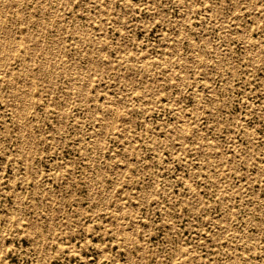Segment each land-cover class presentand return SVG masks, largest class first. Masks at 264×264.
I'll use <instances>...</instances> for the list:
<instances>
[{
	"label": "rangeland",
	"instance_id": "374dc122",
	"mask_svg": "<svg viewBox=\"0 0 264 264\" xmlns=\"http://www.w3.org/2000/svg\"><path fill=\"white\" fill-rule=\"evenodd\" d=\"M0 23V264H264V0Z\"/></svg>",
	"mask_w": 264,
	"mask_h": 264
},
{
	"label": "bare ground",
	"instance_id": "6f19581e",
	"mask_svg": "<svg viewBox=\"0 0 264 264\" xmlns=\"http://www.w3.org/2000/svg\"><path fill=\"white\" fill-rule=\"evenodd\" d=\"M6 1H7V0H6ZM38 1H39V0H38ZM55 1H56V0H55ZM40 3H41V2H40ZM250 3H251V1H250ZM20 4H21V2H20ZM15 7H16V6H15ZM40 7H41V6H40ZM41 8H42V7H41ZM5 9H6V8H5ZM44 9H45V8H44ZM6 10H7V9H6ZM29 10H30V9H29ZM3 11H4V10H3ZM108 11H109V10H108ZM15 12H16V10H15ZM41 12H42V11H41ZM46 12H47V11H46ZM46 12H45V13H46ZM48 12H49V11H48ZM5 13H6V12H5ZM5 13H4V14H5ZM56 13H57V12H56ZM4 14H3V15H4ZM4 16H5V15H4ZM52 16H53V15H52ZM1 18H2V17H1ZM7 20H8V19H7ZM33 20H34V19H33ZM53 21H54V20H53ZM45 22H46V21H45ZM50 22H51V20H50ZM180 23H181V22H180ZM260 23H261V22H260ZM0 24H2V23H0ZM50 24H51V23H50ZM41 25H42V24H41ZM1 26H2V25H1ZM0 31H1V30H0ZM51 34H52V33H51ZM53 34H54V33H53ZM82 36H83V35H82ZM11 37H12V35H11ZM4 39H5V38H4ZM10 39H11V38H10ZM84 39H85V38H84ZM12 40H13V39H12ZM28 40H29V39H28ZM3 41H4V40H3ZM57 41H58V40H57ZM4 42H5V41H4ZM203 42H204V41H203ZM84 43H85V42H84ZM88 43H90V42H88ZM207 43H208V42H207ZM1 44H3V43H1ZM97 44H98V43H97ZM100 44H101V43H100ZM173 44H174V43H173ZM9 45H11V44H9ZM12 46H14V45H12ZM6 47H7V46H6ZM8 47H9V46H8ZM28 47H29V46H28ZM48 47H49V46H48ZM90 47H91V45H90ZM92 47H93V46H92ZM195 47H196V45H195ZM206 47H207V46H206ZM1 48H4V47H1ZM81 48H82V47H81ZM209 48H210V47H209ZM10 49H11V48H10ZM56 49H57V48H56ZM88 49H89V48H88ZM88 49H87V50H88ZM195 49H196V48H195ZM213 49H214V48H213ZM13 50H14V49H13ZM48 50H49V49H48ZM85 50H86V49H85ZM191 50H192V49H191ZM53 51H54V50H53ZM82 51H83V50H82ZM90 51H91V50H90ZM97 51H98V49H97ZM197 51H198V50H197ZM197 51H196V52H197ZM254 51H255V50H254ZM78 52H79V51H78ZM98 52H99V51H98ZM194 52H195V51H194ZM196 52H195V53H196ZM259 52H260V51H259ZM0 53H1V52H0ZM7 53H9V52H7ZM54 53H56V52H54ZM92 53H95V52H92ZM1 54H2V53H1ZM60 54H62V53H60ZM96 54H97V53H96ZM203 54H204V53H203ZM13 55H14V54H13ZM47 55H48V54H47ZM204 55H205V54H204ZM29 56H30V55H29ZM100 56H101V55H100ZM199 56H200V55H199ZM257 56H258V55H257ZM194 57H196V56H194ZM252 57H253V56H252ZM5 58H6V57H5ZM218 58H219V57H218ZM48 59H49V58H48ZM48 59H47V60H48ZM101 59H102V58H101ZM107 59H108V58H107ZM199 59H200V58H199ZM199 59H197V60H199ZM252 59H253V58H252ZM3 60H4V59H3ZM248 60H249V59H248ZM32 61H33V60H32ZM251 61H253V60H251ZM47 62H48V61H47ZM85 63H86V62H85ZM107 63H109V62H107ZM217 63H218V62H217ZM55 64H56V63H55ZM55 64H54V65H55ZM180 64H181V63H180ZM54 65H53V66H54ZM217 66H218V65H217ZM9 68H10V67H9ZM30 68H31V67H30ZM122 68H123V67H122ZM38 69H39V68H38ZM125 69H126V68H125ZM19 71H20V70H19ZM126 71H127V70H126ZM167 71H169V69H168ZM170 71H171V70H170ZM101 72H102V71H101ZM77 73H78V72H77ZM102 73H103V72H102ZM129 73H130V71H129ZM22 74H23V73H22ZM179 74H180V73H179ZM12 75H13V74H12ZM38 75H40V74H38ZM131 75H132V74H131ZM180 75H181V74H180ZM50 76H51V74H50ZM185 77H186V76H185ZM29 78H30V77H29ZM29 78H28V79H29ZM33 78H34V77H33ZM41 78H42V77H41ZM43 78H44V77H43ZM45 78H46V77H45ZM48 78H49V77H48ZM50 78H51V77H50ZM50 78H49V79H50ZM13 80H14V79H13ZM180 81H181V80H180ZM183 81H184V80H183ZM174 82H175V81H174ZM29 83H30V81H29ZM31 83H32V82H31ZM126 83H127V82H126ZM173 84H174V83H173ZM173 84H172V85H173ZM57 86H58V85H57ZM136 87H137V86H136ZM31 90H32V89H31ZM68 92H69V91H68ZM30 93H31V91H30ZM131 93H132V92H131ZM75 94H76V93H75ZM68 97H69V96H68ZM18 98H19V97H18ZM109 99H110V98H109ZM214 99H216V98H214ZM216 101H217V100H216ZM27 104H29V102H28ZM213 104H214V103H213ZM114 107H116V106H114ZM215 107H216V106H215ZM25 108H26V107H25ZM65 109H66V108H65ZM65 109H64V110H65ZM14 110H16V109H14ZM26 110H27V109H26ZM64 110H63V111H64ZM114 110H115V108H114ZM27 111H28V110H27ZM107 111H108V110H107ZM15 112H16V111H15ZM114 112H115V111H114ZM117 112H118V110H117ZM117 112H116V113H117ZM142 112H143V111H142ZM27 113H28V112H27ZM180 113H181V112H180ZM117 114H118V113H117ZM117 114H116V116H115V114L113 113L114 118L117 117ZM127 115H128V114H127ZM122 116H123V115H122ZM182 117H183V115H182ZM23 119H24V118H23ZM116 119H118V118H116ZM19 120H20V117H19ZM183 120H184V119H183ZM21 122H22V121H21ZM124 122H125V121H124ZM177 122H179V121H177ZM185 122H186V121H185ZM23 123H24V122H23ZM24 124H25V123H24ZM187 124H188V123H187ZM21 125H22V123L20 124V126H21ZM115 125H116V124H115ZM111 126H112V125H111ZM178 126H179V124H178ZM182 126H183V125H182ZM26 127H27V126H26ZM180 128H181V127H180ZM24 129H25V128H24ZM26 129H27V128H26ZM186 130H187V129H186ZM21 131H22V130H21ZM95 131H96V130H95ZM181 132H182V131H181ZM185 132H186V131H185ZM20 133H21V132H20ZM95 133H96V132H95ZM98 133H99V132H98ZM105 133H106V132H105ZM21 135H22V133H21ZM25 135H26V134H25ZM27 135H28V134H27ZM96 135H97V134H96ZM96 135H95V136H96ZM22 136H23V135H22ZM22 136H21V137H22ZM25 137H26V136H25ZM25 137H24V138H25ZM28 137H29V136H28ZM93 138H95V137L93 136ZM130 138H131V137H130ZM205 139H206V138H205ZM26 140H27V139H26ZM99 140H100V139H99ZM131 140H132V139H131ZM24 141H25V140H24ZM28 141H29V138H28ZM96 141H97V140H96ZM29 142H31V141H29ZM129 142H130V141H129ZM191 142H192V141H191ZM24 143H25V142H24ZM132 143H133V142H132ZM167 143H168V142H167ZM90 144H91V143H90ZM92 144H93V143H92ZM168 144H169V143H168ZM215 144H216V143H215ZM218 144H219V143H218ZM23 145H24V144H23ZM216 145H217V144H216ZM90 146H91V145H90ZM92 146H93V145H92ZM208 146H210V145H208ZM214 146H215V145H214ZM125 147H126V146H125ZM20 153H21V151H20ZM33 153H34V152H33ZM248 157H249V156H248ZM202 169H203V168H202ZM202 169H201V170H202ZM32 171H33V170H32ZM103 171H104V170H103ZM103 171H102V173H103ZM99 172H100V171H99ZM102 173H101V175H102ZM30 175H31V174H30ZM103 175H104V174H103ZM16 176H17V175H16ZM103 177H104V176H103ZM24 178H25V177H24ZM26 179H27V178H26ZM92 180H93V179H92ZM91 183H92V182H91ZM101 192H102V191H101ZM103 199H104V198H103ZM45 203H46V202H45ZM228 204H229V202H228ZM118 206H119V205H118ZM16 210H17V209H16ZM16 210H15V211H16ZM113 214H115V213H113ZM8 215H9V213H8ZM119 215H120V214H119ZM118 217H119V216H118ZM118 217H117V218H118ZM49 220H50V219H49ZM117 220H118V219H117ZM117 220H116V221H117ZM116 221H115V222H116ZM133 221H134V220H133ZM118 222H119V221H118ZM32 226H33V225H31V227H32ZM117 229H118V227H117ZM31 230H32V229H31ZM124 232H126V231H124ZM33 233H34V232H33ZM125 234H126V233H125ZM128 234H129V233H128ZM126 235H127V234H126ZM130 235H131V234H130ZM42 237H43V236H42ZM127 237H131V236L127 235ZM128 239H129V238H128ZM140 249H142V248H140ZM141 251H142V250H141ZM143 253H144V251H143ZM230 255H231V254H230ZM142 256H143V255H142ZM195 256L197 257L196 254H195ZM184 257H185V256H184ZM231 257H233V256L231 255ZM246 257H247V256H246ZM233 259H234V257H233ZM227 260H228V258H227ZM234 260H235V259H234ZM188 261H189V260H188ZM190 263H191V262H190ZM183 264H184V263H183ZM191 264H193V262H192ZM194 264H195V262H194Z\"/></svg>",
	"mask_w": 264,
	"mask_h": 264
}]
</instances>
